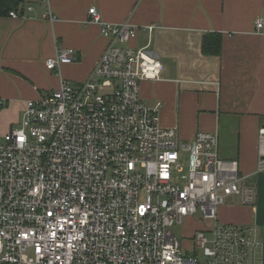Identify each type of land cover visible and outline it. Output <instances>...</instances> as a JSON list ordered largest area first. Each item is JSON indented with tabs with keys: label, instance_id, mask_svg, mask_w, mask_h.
<instances>
[{
	"label": "built area",
	"instance_id": "built-area-1",
	"mask_svg": "<svg viewBox=\"0 0 264 264\" xmlns=\"http://www.w3.org/2000/svg\"><path fill=\"white\" fill-rule=\"evenodd\" d=\"M39 2L54 21L50 0ZM87 15L108 39L89 75L24 100L17 124L0 133V264H264L254 228L215 224L228 196L254 203L237 160L220 156L216 133L184 140L161 124L159 103L142 100L141 82L159 78L161 63L148 46H120L138 26L104 22L96 6ZM74 60L59 48L45 67L59 75ZM185 217L213 223L189 247L172 229Z\"/></svg>",
	"mask_w": 264,
	"mask_h": 264
},
{
	"label": "crops",
	"instance_id": "crops-1",
	"mask_svg": "<svg viewBox=\"0 0 264 264\" xmlns=\"http://www.w3.org/2000/svg\"><path fill=\"white\" fill-rule=\"evenodd\" d=\"M14 1L22 16L0 15L1 131L21 117L24 100L57 88L61 78L80 82L89 75L108 45L99 25L86 22L96 6L104 22L139 27L120 46H148L160 61L159 78L141 82V97L150 107L160 104L161 124L184 140L198 130L216 133L220 156L237 160L255 203L228 196L215 224L254 228L264 251V170L256 172L257 131L264 125V0H50L54 21L44 17L39 0ZM256 19L263 21L258 30ZM148 25L151 32L142 29ZM207 33L221 34L218 55L201 51ZM59 48L73 49L75 60L60 65L58 75L45 60ZM190 218L192 231L213 225Z\"/></svg>",
	"mask_w": 264,
	"mask_h": 264
},
{
	"label": "trees",
	"instance_id": "trees-1",
	"mask_svg": "<svg viewBox=\"0 0 264 264\" xmlns=\"http://www.w3.org/2000/svg\"><path fill=\"white\" fill-rule=\"evenodd\" d=\"M14 0H0V15L10 10L20 9ZM222 36L220 33H207L204 35L201 51L207 55H218L221 51Z\"/></svg>",
	"mask_w": 264,
	"mask_h": 264
},
{
	"label": "rangeland",
	"instance_id": "rangeland-1",
	"mask_svg": "<svg viewBox=\"0 0 264 264\" xmlns=\"http://www.w3.org/2000/svg\"><path fill=\"white\" fill-rule=\"evenodd\" d=\"M20 119V117H19ZM19 119L17 120V122L19 121ZM15 124H17L16 122H14ZM1 128V126H0ZM1 131V129H0ZM0 133H3V131H1ZM255 199H256V193H255ZM255 203V200H254ZM253 203V204H254ZM251 204V205H253ZM193 221H195L194 219H191L190 217H185L182 221V223H176L172 226V229L175 233V235L177 236V238L181 241V243L185 246V247H189L190 245V241H191V237L194 231L189 230L188 226L190 223H193ZM185 229V231H184ZM260 256H258L259 258Z\"/></svg>",
	"mask_w": 264,
	"mask_h": 264
}]
</instances>
